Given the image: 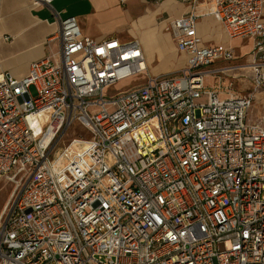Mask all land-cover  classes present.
<instances>
[{
    "label": "built area",
    "instance_id": "obj_1",
    "mask_svg": "<svg viewBox=\"0 0 264 264\" xmlns=\"http://www.w3.org/2000/svg\"><path fill=\"white\" fill-rule=\"evenodd\" d=\"M175 1L190 5L166 24L187 55L176 73L150 75L137 40L85 36L75 17L27 74L0 73V182L14 184L0 264H264V125L247 121L251 94L206 87L235 66L206 67L234 50L202 45L196 29L211 15L229 38L253 39L264 88L262 0ZM75 123L89 137L66 141Z\"/></svg>",
    "mask_w": 264,
    "mask_h": 264
},
{
    "label": "crops",
    "instance_id": "obj_2",
    "mask_svg": "<svg viewBox=\"0 0 264 264\" xmlns=\"http://www.w3.org/2000/svg\"><path fill=\"white\" fill-rule=\"evenodd\" d=\"M189 11L190 5L175 0H53L51 5H35L33 0H0V73L16 77L27 74L33 61L58 50L60 20L75 17L85 36L96 40L117 38L121 42L137 40L150 75L173 74L186 65L187 55L177 50L166 24ZM196 29L202 45H226L234 50L232 61L217 60L208 68L235 67L224 74L208 75L206 87L218 89L221 97L229 93L251 94L247 121L264 125V88L254 89L248 66L254 60V40L229 38L211 15L200 17ZM3 35L11 36V41L1 39Z\"/></svg>",
    "mask_w": 264,
    "mask_h": 264
},
{
    "label": "rangeland",
    "instance_id": "obj_3",
    "mask_svg": "<svg viewBox=\"0 0 264 264\" xmlns=\"http://www.w3.org/2000/svg\"><path fill=\"white\" fill-rule=\"evenodd\" d=\"M11 37V36H10ZM211 66V65H210ZM208 66V67H210ZM206 67V68H208ZM142 80V75H136L132 76L130 78L124 79L120 82H117L115 85L109 87L106 91L107 94H115L118 91L125 90L128 87L134 85L137 82H140ZM209 83V79L207 84ZM30 92L33 96H35L36 92L34 87H30ZM82 135L84 137H89V133L87 130H85L79 123H75L72 125L70 130L67 132V134L64 136V139L67 141L71 139L74 136ZM14 188V184L9 182L8 180H2L0 182V211L2 210L3 206L6 204V202L9 200L11 192ZM18 191V190H17Z\"/></svg>",
    "mask_w": 264,
    "mask_h": 264
}]
</instances>
